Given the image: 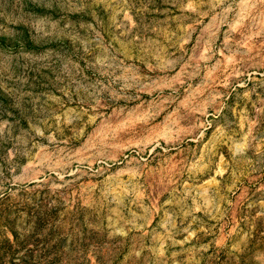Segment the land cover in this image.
<instances>
[{
	"label": "rangeland",
	"instance_id": "1",
	"mask_svg": "<svg viewBox=\"0 0 264 264\" xmlns=\"http://www.w3.org/2000/svg\"><path fill=\"white\" fill-rule=\"evenodd\" d=\"M254 1L0 0V264H264Z\"/></svg>",
	"mask_w": 264,
	"mask_h": 264
},
{
	"label": "bare ground",
	"instance_id": "2",
	"mask_svg": "<svg viewBox=\"0 0 264 264\" xmlns=\"http://www.w3.org/2000/svg\"><path fill=\"white\" fill-rule=\"evenodd\" d=\"M263 1L264 0H255L253 3L250 2V3H248L246 5V7H245L246 14H245L244 18L242 19V26H246L247 25L248 21L250 20L251 14L254 12V10L257 7L263 5ZM159 90H160L159 92L162 93V95L161 96L159 95V97H158V98H160L159 101H161L160 102V104H161L160 107L162 106V107L166 108V106L169 107V106H171L173 104H177L178 105V100H177L176 95L179 94V92L181 91V87H179V86L162 87ZM174 92H176L177 94L175 95Z\"/></svg>",
	"mask_w": 264,
	"mask_h": 264
}]
</instances>
